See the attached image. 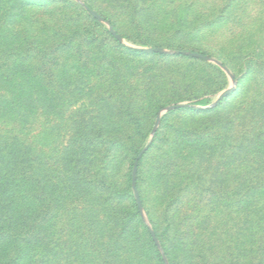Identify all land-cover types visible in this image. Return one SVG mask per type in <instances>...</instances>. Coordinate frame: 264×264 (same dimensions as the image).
I'll return each instance as SVG.
<instances>
[{"label":"rangeland","instance_id":"rangeland-1","mask_svg":"<svg viewBox=\"0 0 264 264\" xmlns=\"http://www.w3.org/2000/svg\"><path fill=\"white\" fill-rule=\"evenodd\" d=\"M3 61L45 225L1 198L0 264H264V0H0Z\"/></svg>","mask_w":264,"mask_h":264},{"label":"trees","instance_id":"trees-1","mask_svg":"<svg viewBox=\"0 0 264 264\" xmlns=\"http://www.w3.org/2000/svg\"><path fill=\"white\" fill-rule=\"evenodd\" d=\"M5 66L6 62L3 61L0 64V164L4 165L6 171L3 173L0 171V199H5L7 205L3 210L9 214L18 212L15 207L18 200H25L29 208L28 211H19L14 219L22 224V230L27 235L22 241L34 244L44 238L39 226H44L45 221L41 219V214L36 209L37 201L39 202L41 199L39 192H41L42 180L39 177L41 172L38 171V166L41 165L42 160L36 149V144L27 141L30 138L23 131L27 128V124L35 112L38 111V105H27L26 103L23 105L17 94L15 96L10 93L5 85V79H11V75L7 73ZM14 113L15 115H13ZM7 122H12L13 128H6L9 127ZM31 124L33 121H30V126ZM20 125L23 126L18 128ZM262 181L246 185L247 192L244 202L248 206V210L251 211L250 221L256 225L264 224V182ZM61 184L65 190L71 191L72 188L63 175ZM12 188L15 190V194L7 195ZM51 189H53V185H51ZM139 205L138 202V210ZM72 224H74L72 221L66 223L65 229L67 230ZM160 254L164 264H169L167 254L164 252Z\"/></svg>","mask_w":264,"mask_h":264},{"label":"water","instance_id":"water-1","mask_svg":"<svg viewBox=\"0 0 264 264\" xmlns=\"http://www.w3.org/2000/svg\"><path fill=\"white\" fill-rule=\"evenodd\" d=\"M90 11L95 17L99 18V15H98L97 12H95L93 10H90ZM145 50L146 51H155V52H162L163 51V49H161V48H151V49H145ZM179 52L182 53V54H186L187 53L186 51H179ZM189 54L195 55V56H199V57H204L203 55L198 54V53H189ZM135 173H136V170L134 171V176H133V187H134L135 193L137 195L138 202L141 203L140 197H139L138 192H137V184H136V175H135Z\"/></svg>","mask_w":264,"mask_h":264}]
</instances>
